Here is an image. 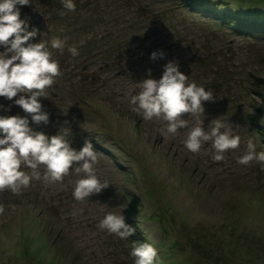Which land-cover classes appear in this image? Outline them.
<instances>
[{
    "label": "rangeland",
    "instance_id": "rangeland-1",
    "mask_svg": "<svg viewBox=\"0 0 264 264\" xmlns=\"http://www.w3.org/2000/svg\"><path fill=\"white\" fill-rule=\"evenodd\" d=\"M188 1L75 0L65 14L59 0L21 6L29 30H39L31 42L60 36L79 50H53L62 75L40 98L50 123L33 126L54 135L67 122L76 149L91 140L97 175L109 185L84 201L72 197L75 173L19 195L0 191V264H134L133 242L145 241L157 248L156 264H264V165L237 163L248 139L264 151V33L235 31ZM238 1L199 0L264 15V0ZM161 50L164 58H150ZM170 60L213 91L204 126L219 118L241 137L224 160H212L210 142L189 152L187 129L162 136L163 121L144 120L124 99ZM0 104V115H27L6 98ZM107 212L135 229L128 240L98 229Z\"/></svg>",
    "mask_w": 264,
    "mask_h": 264
},
{
    "label": "clouds",
    "instance_id": "clouds-1",
    "mask_svg": "<svg viewBox=\"0 0 264 264\" xmlns=\"http://www.w3.org/2000/svg\"><path fill=\"white\" fill-rule=\"evenodd\" d=\"M30 2L32 0H0V47L4 49L0 51V97L12 101L27 114L0 115V191L10 190L19 195L34 182L60 183L75 173L78 178L72 197L84 201L109 185L97 175L98 156L93 142L86 139L79 149L72 147L69 140L72 129L67 122L54 135L33 126L50 123V114L40 98L50 97L48 89L62 75L59 62L53 58V50L63 52L67 48L73 57L79 55V50L60 36L31 42L39 30L35 27L29 30V22L21 19L20 11L21 6ZM59 2L61 14L76 9L75 0ZM165 55L162 50L153 51L150 58L162 59ZM135 84L138 90L124 99L144 120L163 121L162 136L174 138L180 130L187 129L184 147L196 154L210 142L214 162L224 160L226 152L239 148L241 137L233 135L231 126L225 121L216 118L204 126V119H201L204 102L214 99L213 91L206 90L204 84L189 81L176 60L163 66L158 79L149 71L147 78ZM0 108L4 105L0 104ZM185 113L194 118V124H190L189 118H183ZM253 161L264 165V151H257L256 143L248 139L246 151L237 158V163L248 165ZM97 227L121 240H128L135 231L122 214L115 212L105 213ZM129 254L134 258V264H156L158 259L157 248L146 241L133 242Z\"/></svg>",
    "mask_w": 264,
    "mask_h": 264
},
{
    "label": "trees",
    "instance_id": "trees-1",
    "mask_svg": "<svg viewBox=\"0 0 264 264\" xmlns=\"http://www.w3.org/2000/svg\"><path fill=\"white\" fill-rule=\"evenodd\" d=\"M243 1L254 3V5L260 2V0H239L238 3L242 4L241 2ZM184 5L199 14L212 16L213 19L221 21L225 26L228 25L235 31L253 35L264 33V15L259 18L249 17L250 13L246 11L248 8H245L246 10L241 12H235L229 7V4L219 2L215 4L216 6H212L209 3L199 2V0H189L188 3ZM246 7L248 6L246 5ZM256 8L257 7H254L253 9L257 11Z\"/></svg>",
    "mask_w": 264,
    "mask_h": 264
}]
</instances>
